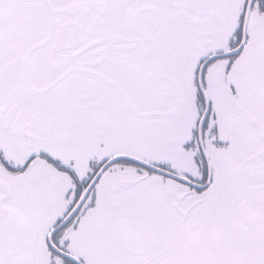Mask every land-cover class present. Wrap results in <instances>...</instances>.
I'll return each instance as SVG.
<instances>
[{
    "label": "snow or ice",
    "instance_id": "snow-or-ice-1",
    "mask_svg": "<svg viewBox=\"0 0 264 264\" xmlns=\"http://www.w3.org/2000/svg\"><path fill=\"white\" fill-rule=\"evenodd\" d=\"M0 264H264V0H0Z\"/></svg>",
    "mask_w": 264,
    "mask_h": 264
}]
</instances>
